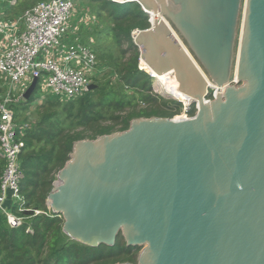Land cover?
Segmentation results:
<instances>
[{"label": "water", "instance_id": "1", "mask_svg": "<svg viewBox=\"0 0 264 264\" xmlns=\"http://www.w3.org/2000/svg\"><path fill=\"white\" fill-rule=\"evenodd\" d=\"M121 1L170 24L175 34L155 20L132 41L199 112L182 122L137 118L75 142L47 206L87 247H113L121 235L141 248L137 264H264V0H247L237 85L242 0ZM208 82L225 91L205 104Z\"/></svg>", "mask_w": 264, "mask_h": 264}, {"label": "trees", "instance_id": "2", "mask_svg": "<svg viewBox=\"0 0 264 264\" xmlns=\"http://www.w3.org/2000/svg\"><path fill=\"white\" fill-rule=\"evenodd\" d=\"M34 1L16 0L15 11L21 12L33 7L37 3ZM90 2L97 4L96 13H106L111 26L104 30L111 35L119 55L122 58L126 54L130 55L125 62L111 58L119 77L120 84H116L119 86L118 92L126 87V90H133L134 95L143 103L162 101L165 110H174L164 118L178 114L181 104L172 99L153 96L151 77L138 69L139 51L133 44L132 33L149 28L147 14L136 3L118 5L107 0ZM124 101L117 93L111 92L108 86H97L95 90L69 101L50 97L42 100L36 110L37 121L21 137L24 149L20 156L23 172L20 189L27 209L47 212V197L58 172L69 160L75 142L125 131L133 119L152 117L134 114L115 116L116 111L125 108ZM31 102L32 98L15 110L17 123L23 121L21 112ZM102 121L112 122L113 125L101 127L98 124ZM118 123L121 124L120 129L114 130V125ZM3 167L4 160L0 157V177ZM32 215V212L25 213L27 219L24 225L16 230L10 229L5 218L0 216V264H116L120 255L130 256L136 249L126 247L121 235L113 247L102 245L90 248L63 233L61 218ZM28 228L31 232H27Z\"/></svg>", "mask_w": 264, "mask_h": 264}, {"label": "built area", "instance_id": "3", "mask_svg": "<svg viewBox=\"0 0 264 264\" xmlns=\"http://www.w3.org/2000/svg\"><path fill=\"white\" fill-rule=\"evenodd\" d=\"M107 1L124 4L123 1ZM16 4V0H0V157L4 160L0 177V216L12 230L24 225L27 219L24 214L29 212L33 213L31 217L61 218L48 206L47 212L27 209L21 194L20 156L24 149L21 137L29 126L15 121V110L25 103L24 94L36 80L34 93L44 96L43 100L50 97L69 101L87 93L88 87L103 74L96 53L92 47L81 43L78 30L71 24L76 14L73 0L40 1L21 12L15 11ZM147 16L149 27L153 21L162 20L175 34L160 16L152 13ZM140 64L139 60L138 69L143 71ZM232 83L238 84L233 80ZM224 91L225 87L208 82L203 102L216 100ZM173 99L182 103V108L170 119L182 122L195 118L199 112L197 101L187 105ZM27 232L31 230L28 228Z\"/></svg>", "mask_w": 264, "mask_h": 264}, {"label": "rangeland", "instance_id": "4", "mask_svg": "<svg viewBox=\"0 0 264 264\" xmlns=\"http://www.w3.org/2000/svg\"><path fill=\"white\" fill-rule=\"evenodd\" d=\"M38 1L40 0H35L34 2ZM73 1L75 2L76 6V14L71 19V24L78 30L77 35L79 36L81 43L89 45L90 47H92L94 52L96 51L98 63L103 68V74L94 82V85L101 87L108 86V89H110L111 92L117 93L120 98H123L125 100V108L116 111L114 115L123 117L126 114H134L135 116H158L164 118L167 117V114L169 112H173L174 110H165V108L162 107V101L160 100H157L151 104L143 103L140 98L134 95L133 90H126V87H122V89H120V91L118 92L119 86H116V84H120L119 77L113 63H111V58L114 57V61L117 60V62H119L120 60L121 62H125L128 58H130V55L126 54L124 58L119 55V51L114 45L111 35L104 30L105 28L108 29L111 26L106 19V13H101V15H99V13H96L97 4L91 3L90 0ZM151 85L153 96L158 95L163 97L164 99H172L175 101V99L170 98V96L165 93L163 86L161 84H157L156 80H152ZM43 98L44 96H40V94L38 93H33V102H31L30 105L26 109H24V111H19L21 112V118H23V121L18 123L27 124L29 127L35 124L38 118L36 110L40 106ZM118 124L114 125V130L120 129L121 124ZM98 125H100L101 127L112 126L113 123L102 121ZM94 128H96V126ZM85 140L89 139L87 138ZM55 182L53 183V186ZM140 251L141 248H136L133 251L132 255H120L117 261L118 263H125L130 261L129 263L137 264V257Z\"/></svg>", "mask_w": 264, "mask_h": 264}, {"label": "bare ground", "instance_id": "5", "mask_svg": "<svg viewBox=\"0 0 264 264\" xmlns=\"http://www.w3.org/2000/svg\"><path fill=\"white\" fill-rule=\"evenodd\" d=\"M116 2H121V0H112ZM121 4V3H120ZM246 4L247 0H242V6H241V13H240V20H239V29H238V35H237V45H236V51H235V62H234V70L232 75V80L237 81L238 76V68L237 63L239 59V53H240V44L242 39V29L244 24V16L246 11ZM243 8V11H242ZM141 70H143L145 73H147L152 79L156 80L157 84H161L163 86V89L166 94L169 96H172L174 98H177L180 100V102H183L185 104H190L192 102L191 98L188 96H185L184 94L180 93L178 90V84L174 78V76L170 73H162L157 74L156 72L152 71L145 63L141 62Z\"/></svg>", "mask_w": 264, "mask_h": 264}]
</instances>
